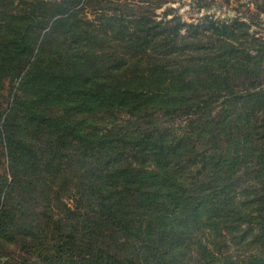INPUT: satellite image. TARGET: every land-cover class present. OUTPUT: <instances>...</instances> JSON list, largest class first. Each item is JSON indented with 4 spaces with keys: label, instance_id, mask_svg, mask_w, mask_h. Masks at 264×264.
Listing matches in <instances>:
<instances>
[{
    "label": "trees",
    "instance_id": "obj_1",
    "mask_svg": "<svg viewBox=\"0 0 264 264\" xmlns=\"http://www.w3.org/2000/svg\"><path fill=\"white\" fill-rule=\"evenodd\" d=\"M169 2L0 0V264H264V38Z\"/></svg>",
    "mask_w": 264,
    "mask_h": 264
},
{
    "label": "rangeland",
    "instance_id": "obj_2",
    "mask_svg": "<svg viewBox=\"0 0 264 264\" xmlns=\"http://www.w3.org/2000/svg\"><path fill=\"white\" fill-rule=\"evenodd\" d=\"M126 1L134 3L138 0ZM164 13L170 15L168 18L178 16L186 22H197L204 16L220 20L239 19L251 25L250 33L264 38V0H170L155 9L157 18L163 17Z\"/></svg>",
    "mask_w": 264,
    "mask_h": 264
}]
</instances>
